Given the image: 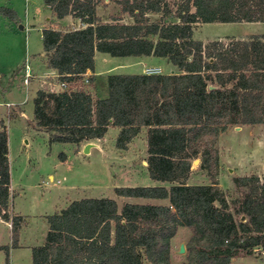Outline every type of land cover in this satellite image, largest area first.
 <instances>
[{
	"label": "trees",
	"instance_id": "obj_1",
	"mask_svg": "<svg viewBox=\"0 0 264 264\" xmlns=\"http://www.w3.org/2000/svg\"><path fill=\"white\" fill-rule=\"evenodd\" d=\"M61 19L72 15L82 26L42 31L47 66L68 88L39 90L34 120L49 142L81 145L119 127L116 146L147 127V168L165 185L115 187L118 196L169 199L168 205L125 203L110 197L70 202L46 216L43 246L32 249L31 264H173L172 240L182 226L193 229L180 264H232L241 252L264 248V181L238 176L246 187L230 204L214 179L189 183L192 162L213 178L219 166L214 142L231 125L264 124V33L231 42L194 38L199 22H264V0H117L132 22L102 21L98 0H44ZM159 15L152 20L151 15ZM166 58L173 73H110L108 95L94 98L75 86L95 69V54ZM94 81V77H89ZM8 129L0 123V219L11 222L12 244L0 245L10 264L24 223L11 212ZM62 161L65 153L60 154ZM242 216L245 219H242Z\"/></svg>",
	"mask_w": 264,
	"mask_h": 264
},
{
	"label": "rangeland",
	"instance_id": "obj_2",
	"mask_svg": "<svg viewBox=\"0 0 264 264\" xmlns=\"http://www.w3.org/2000/svg\"><path fill=\"white\" fill-rule=\"evenodd\" d=\"M97 7L98 17L102 21L119 17L122 22H132L129 15L121 11L117 0H98ZM51 12L44 0H0V102H3L0 104V121L4 119L12 144L15 209L23 214L54 213L58 205L86 197H110L118 200L120 207L124 199L119 198L115 187L168 184L158 182L149 175L146 163L147 127H142L128 149L122 150L116 146L119 133L117 126H111L101 141L76 145L50 143V134L34 123V98L38 91L68 88L56 86L57 77L53 76L48 77L49 82L43 83L40 75L44 73L47 62L43 56L41 34L50 23ZM151 19L157 20L159 15L152 14ZM259 32H264V22H199L194 25V38L205 43L217 38L228 43L240 39L239 36H246L242 39H247L253 35L248 34ZM102 55L109 60H127L126 57H114L106 53ZM162 62V73L177 71L169 62ZM103 64L102 58L98 57L99 68ZM34 66L33 77H29L32 82L26 84V70ZM170 66H173L172 71L169 70ZM148 68L146 66L145 71ZM138 71V66L111 69V72L121 73ZM111 72L102 74L92 82L89 77H85L74 87L93 90L97 95H102L107 85L106 76ZM7 102L14 104L9 115L6 113ZM21 111L24 112L22 117ZM90 142L97 144L91 145L94 147L92 152L91 147L85 152ZM213 146L219 156V166L213 169V178L200 168L201 158H197L200 161L192 162L190 182L207 184L214 179L225 192L230 204L235 206V202L242 200L248 192L246 187L235 183L236 177L257 175L264 181V124L231 125L219 135ZM61 153H65L66 160H61ZM50 175L54 178L51 179ZM192 235L193 229L190 227L182 226L178 229L172 240L173 264L186 260L187 251L184 254L178 251L182 243L187 246ZM0 244H12L11 230L5 223H0ZM14 255L17 259L20 256L21 261L29 259L28 251H14ZM5 257V252L0 251V264ZM144 264L150 263L145 260ZM232 264H264V248L256 246L252 253L241 252L232 259Z\"/></svg>",
	"mask_w": 264,
	"mask_h": 264
},
{
	"label": "crops",
	"instance_id": "obj_3",
	"mask_svg": "<svg viewBox=\"0 0 264 264\" xmlns=\"http://www.w3.org/2000/svg\"><path fill=\"white\" fill-rule=\"evenodd\" d=\"M49 20H50V23L46 27L49 26L52 28L60 29V30H67L70 28H78V27L82 26L81 21L77 18H74L72 15H68V16H65L64 18L59 19L55 15H53L51 12V17H49ZM262 33H264V32L251 33L248 35L262 34ZM41 36H42V34H41ZM243 37H246V36H239L238 38L242 39ZM101 54H105V53L96 52V54H95V69H94V71L89 70L85 74V77H94V81H95L102 74L107 73V72H111V69H113V68L120 67L121 69H125V68H129L132 66H138L139 67L140 71H138L137 73H146L147 71H145V69H144L146 66L147 67H159V68H161V73H162V68H163L162 67L163 66L162 61L164 60L167 63L169 62L166 58L156 57V56H141V57L128 56V57H126L127 60L114 61V60H109L108 57H105L103 55L100 56ZM43 56L46 57L45 52H43ZM98 57H101L102 61L104 62V64L102 65L101 68H99V66H98ZM140 66H142V67H140ZM34 70H35V66L29 69L30 75H32V77L34 74V72H33ZM169 70L172 71L173 66H170ZM111 73H121V72H111ZM167 73H169V72H167ZM40 75H41L43 83L49 82L48 77H52V76L55 78L57 77L56 78L57 82L55 83L56 86L60 85V83H61V80L59 78V74H58L57 70L49 68L47 66V62H46V68L44 69V73H42ZM1 79H2V76L0 75V80ZM31 82L32 81L28 79V82H26V84H30ZM34 91L36 93L37 88H35ZM90 92L94 98L106 97L108 95V88L106 85L102 95H97L96 91H93V90ZM7 103H11V102H7ZM7 103H6V108H7L6 113L9 115V110L11 109V107L14 104L12 102V105L9 106ZM0 104H3V102H0ZM23 115H24V112L21 111L20 117H22ZM1 120L4 121V119H1ZM4 123H5V121H4ZM34 123H36V122L34 121ZM109 128H111V126ZM109 128H108V131H109ZM103 138L93 139V140H91V142L101 141ZM134 138L132 139V141L134 140ZM132 141L129 143L128 147L131 145ZM91 144L96 145L97 143H91ZM8 145H9V154L8 155H9L10 166H11V145L12 144H11V140H10L9 130H8ZM93 148L94 147H91V152H92ZM11 176H12V171H11ZM50 178L53 179L54 176L50 175ZM191 178H192V175L188 179L189 183H192V182H190ZM158 182H160V181H158ZM161 183H167V182H161ZM193 184H198V183H193ZM159 185H162V184H159ZM163 185H165V184H163ZM165 186L170 187V184L168 183ZM11 191L14 194L12 181H11ZM119 198L124 199V202L122 205H120L119 210H121L122 206L125 203L162 204V205H168L169 204V199L146 198V197H127V196H119ZM71 201H73V200H71ZM71 201L66 202L61 206L58 205L55 212H58L61 209L68 206ZM116 201L118 202V200H116ZM11 212L14 215L23 216L24 223H23L21 230H20L18 245L16 247L11 246V248H10V252H9L10 264H31L32 263V249L34 247L43 246L45 244L46 234H47L48 229H49V223H48L46 216L49 214H52V213L39 212V213H34V214H23L20 211L15 209V207L13 205V198L11 200ZM0 223H5L10 228V230H11V243H12V225H11V222H7V221L0 219ZM0 245H6V244H0ZM0 251H2V250H0ZM14 251H28L30 260L28 259L29 261L28 260L27 261L26 260L21 261L22 259H20V256H18V259H17V257H15V255H14ZM1 264H5V259L1 262Z\"/></svg>",
	"mask_w": 264,
	"mask_h": 264
},
{
	"label": "built area",
	"instance_id": "obj_4",
	"mask_svg": "<svg viewBox=\"0 0 264 264\" xmlns=\"http://www.w3.org/2000/svg\"><path fill=\"white\" fill-rule=\"evenodd\" d=\"M146 73H161V68L159 67H150L147 69V72ZM30 71H29V68L26 70V78H25V82H28V79L30 77ZM61 87H66L67 84L66 82H61L60 83ZM9 106L12 105V103H7Z\"/></svg>",
	"mask_w": 264,
	"mask_h": 264
},
{
	"label": "water",
	"instance_id": "obj_5",
	"mask_svg": "<svg viewBox=\"0 0 264 264\" xmlns=\"http://www.w3.org/2000/svg\"><path fill=\"white\" fill-rule=\"evenodd\" d=\"M22 28H23V26H22ZM91 143H89V144H87L86 145V147H85V152H88L89 151V149H90V147H91ZM200 161V159H195L194 160V162H199ZM147 163V162H146ZM148 164V163H147ZM244 218V217H243ZM187 251V249H186V246H185V244L184 243H182L181 245H180V247H179V253H181V254H184L185 252Z\"/></svg>",
	"mask_w": 264,
	"mask_h": 264
}]
</instances>
